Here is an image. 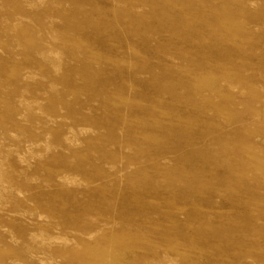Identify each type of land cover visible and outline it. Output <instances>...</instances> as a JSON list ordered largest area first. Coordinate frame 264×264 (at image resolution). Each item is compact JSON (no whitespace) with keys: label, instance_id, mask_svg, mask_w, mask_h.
Returning <instances> with one entry per match:
<instances>
[{"label":"rangeland","instance_id":"1","mask_svg":"<svg viewBox=\"0 0 264 264\" xmlns=\"http://www.w3.org/2000/svg\"><path fill=\"white\" fill-rule=\"evenodd\" d=\"M0 264H264V0H0Z\"/></svg>","mask_w":264,"mask_h":264},{"label":"bare ground","instance_id":"2","mask_svg":"<svg viewBox=\"0 0 264 264\" xmlns=\"http://www.w3.org/2000/svg\"><path fill=\"white\" fill-rule=\"evenodd\" d=\"M244 9H245V7H244ZM29 40V39H28ZM29 42H30V40H29ZM25 105L28 107V108H31L32 106V104L31 103H25ZM41 219V218H40ZM49 243V242H48Z\"/></svg>","mask_w":264,"mask_h":264}]
</instances>
